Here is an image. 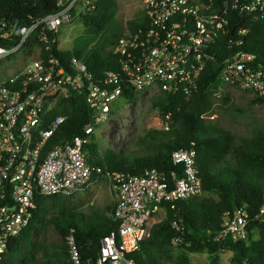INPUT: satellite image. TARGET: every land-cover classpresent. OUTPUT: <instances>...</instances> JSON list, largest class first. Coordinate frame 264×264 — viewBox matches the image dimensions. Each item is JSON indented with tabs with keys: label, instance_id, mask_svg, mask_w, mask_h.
I'll list each match as a JSON object with an SVG mask.
<instances>
[{
	"label": "built area",
	"instance_id": "obj_1",
	"mask_svg": "<svg viewBox=\"0 0 264 264\" xmlns=\"http://www.w3.org/2000/svg\"><path fill=\"white\" fill-rule=\"evenodd\" d=\"M98 2L57 0L54 12L18 28L14 46L0 42V60L25 49L38 32V42L44 44L35 46L36 57L10 84L0 83V260L9 240L29 225L37 195H70L88 188L93 174L103 173L88 161L86 146L96 128L110 118L124 88L190 95L207 60L215 57L213 46L231 32L228 11H264V0H142L147 23L129 28L117 40L113 54L118 68L97 79L80 58L73 56L67 61L69 67L65 66L51 44L59 41L61 26L73 21L74 11H92ZM12 34L4 33L2 38ZM237 34L244 35L246 30L238 28ZM233 43L239 45L242 39H230L228 48ZM224 60L222 80L264 101V70L253 63V57L236 51ZM74 92L85 94L91 122L81 134L46 149L66 120L64 115L47 120V114L60 98ZM164 129H169L167 123ZM196 156L193 148L172 152L181 175L173 172L169 177L156 168L140 176L108 173L115 193L111 213L115 228L101 238L96 258L87 262L74 234H68L69 264H138L131 253L139 251L151 235L155 214L162 210L166 218V204L202 193ZM263 221L264 199L252 215L245 209L226 213L215 240H247L251 224ZM180 241L175 237L172 242L178 246Z\"/></svg>",
	"mask_w": 264,
	"mask_h": 264
},
{
	"label": "trees",
	"instance_id": "obj_2",
	"mask_svg": "<svg viewBox=\"0 0 264 264\" xmlns=\"http://www.w3.org/2000/svg\"><path fill=\"white\" fill-rule=\"evenodd\" d=\"M56 2L57 0H0V42L14 46L18 41V28L54 12L57 9ZM220 5L221 2L216 8L219 9ZM115 8L116 0H99L96 9L89 12L74 11L73 15L98 33L107 29ZM227 16L231 32L220 36L218 44L213 46L215 57L207 60L197 89L190 95L183 91L162 90L161 94L152 99V108L169 125L168 130H146L144 137L139 140L143 151L128 147L119 152L106 149L102 153L95 141V134L91 135V142L86 146L90 164L101 167L103 171L102 174H93L92 181L108 173L140 176L153 168L169 177L173 172L181 175L179 165L172 160V152L190 148L197 152L196 170L202 182V193L175 204H166V218L154 223L151 235L142 242L140 250L131 253V257L138 264H193L190 257L193 253H207L209 264H220L221 253L224 251L232 252V264H264V221L251 224L247 240H215V236L221 231L226 213L232 215L238 209H245L252 215L258 211L264 199V132L260 131L251 137L237 136L205 118L213 110L216 94L224 83L221 78L224 59L238 51L251 55L253 63L264 70V11H228ZM145 23V18L142 21L131 20L129 28L134 29ZM238 28L246 30V34L238 35ZM10 31L13 34L9 38H2L4 33ZM38 34L39 32L25 45L27 54L34 53L37 45L44 46L42 42H38ZM122 35L113 34L106 39L109 49H92L86 56L77 51L59 50L58 42L51 46L65 66L69 67L67 61L75 56L84 60L88 70L97 79H101L107 71L118 68L113 47ZM230 39H242V43H233L228 48ZM138 93L133 88L126 87L121 98L134 103ZM254 98V102L264 103L262 98ZM223 100L227 103L229 97L224 95ZM60 115L66 116V120L46 149L81 134L83 127L91 122L92 111L86 103L85 94L74 92L60 98L48 112L47 120H53ZM125 150L132 155H126ZM64 197L61 194L36 196L29 225L18 236L9 240L0 264L28 261L29 256L21 257L24 248L32 246L35 232L47 225L59 232L63 242L55 257L44 254L46 261L41 264H69L66 237L70 233L75 236L84 262L96 258L101 238L115 228V223L111 217L107 218L98 213L91 219L84 213L66 208L60 204L64 202ZM49 199L59 204V209L58 214L47 219L45 206ZM2 203L0 200V205ZM113 209L114 204L111 213ZM78 218L82 223L77 221ZM254 229L257 230L256 237L252 232ZM175 237L181 240L178 246H174L172 242ZM30 256L34 261V252Z\"/></svg>",
	"mask_w": 264,
	"mask_h": 264
},
{
	"label": "rangeland",
	"instance_id": "obj_3",
	"mask_svg": "<svg viewBox=\"0 0 264 264\" xmlns=\"http://www.w3.org/2000/svg\"><path fill=\"white\" fill-rule=\"evenodd\" d=\"M144 18L142 0H116L115 12L107 29L96 33L79 17H75L72 22L61 26L58 43L64 51H77L86 56L92 49L103 47L109 49V44L105 43L106 39L111 38L113 34L127 32L129 21H142ZM36 53V49L34 54H27L26 49H22L1 59L0 83L14 80L25 65L36 57ZM159 94L161 90L146 89L138 93L134 103L118 98L113 103L110 118L95 130V141L99 144L100 151L104 153L106 149H113L119 152L128 147L143 151L144 148H141L139 140L144 137V132L150 128L164 129L166 125L159 118L158 112L152 108V99ZM224 95L229 97L227 103L223 100ZM254 100L251 93L224 82L216 94L213 110L207 113L205 118L208 122L237 136H254L260 131L264 132V103L254 102ZM125 154L132 155L127 150ZM63 200L61 205L84 213L91 219L94 218L95 213L109 218L111 207L115 203V193L110 178L107 175H101L88 188L65 195ZM58 209L59 204L49 199L45 206L46 218L50 219L58 214ZM164 218L165 212L160 210L155 214L152 223ZM77 221L82 223L80 218ZM256 235L254 233V236ZM33 242L32 246L24 248L21 257L29 256V260L24 261L27 264H41L46 261L44 254L54 258L55 253L61 250L63 238L54 227L47 225L35 232ZM32 252L36 256L34 261L30 256ZM231 256V251L222 252L220 264H232ZM190 257L193 264H209L210 262L207 253H193ZM24 262L17 261V264Z\"/></svg>",
	"mask_w": 264,
	"mask_h": 264
},
{
	"label": "crops",
	"instance_id": "obj_4",
	"mask_svg": "<svg viewBox=\"0 0 264 264\" xmlns=\"http://www.w3.org/2000/svg\"><path fill=\"white\" fill-rule=\"evenodd\" d=\"M97 179H98V178H97ZM97 179H96V180H97ZM96 180H95V181H96ZM93 182H94V181H93ZM252 232H253V235H254V233L257 234V230H256V229H254ZM256 236H257V235H256ZM256 236H254V237H256Z\"/></svg>",
	"mask_w": 264,
	"mask_h": 264
}]
</instances>
